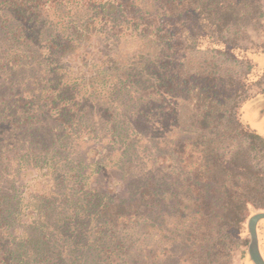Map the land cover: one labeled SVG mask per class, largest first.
<instances>
[{"label": "trees", "instance_id": "trees-1", "mask_svg": "<svg viewBox=\"0 0 264 264\" xmlns=\"http://www.w3.org/2000/svg\"><path fill=\"white\" fill-rule=\"evenodd\" d=\"M254 6L258 11L256 18L261 22L264 18V0H207L205 3L202 0H0V45L3 46V51L0 52V73L4 72L0 74V90L7 88L18 73L33 74L34 84L43 85L46 80L44 84L50 90H43L56 102L59 94L55 92V88L59 85V80L56 75L52 76L58 67L56 54L68 48L74 49L88 33L99 32L110 40L111 46L135 40L156 49L154 57H147L148 62L140 70L115 76L113 80H116L110 83V90L115 92L116 97L128 102L126 113L121 114L126 121L119 119L120 112L115 110L110 120H107L108 123L98 128L95 124L93 129L96 139L111 136L115 142L124 145V150L117 156L115 163L123 166L136 153L137 144L126 138L129 135L141 137L146 128L143 120L150 114L158 117V113L153 114L151 111L163 106L159 104L160 100L163 101L159 96L168 90L170 80L185 85L191 82L196 89L200 87L197 80L203 73L183 71V51L199 50L207 41L211 45L220 46V50H224L221 47L233 50L235 47L232 43L228 45L230 43L226 40V34L231 25L247 19L249 13H252L249 8ZM69 30H73V33H68ZM64 40L67 41L66 44ZM261 52L264 53V46ZM174 53L178 55L175 59L177 68L171 73L170 58ZM108 58L113 57L109 55ZM105 61L99 66L95 78L105 75ZM208 80L211 82L205 85V89L209 87L208 91L214 94L217 84L212 79ZM24 82L25 80L19 81V85L13 87L19 90V97L11 98L10 95L0 94V153L11 143L4 134V127L19 119L15 105L30 107L38 96L35 94L37 89H30ZM99 82L105 87L104 78L99 79ZM140 86H145L143 94L150 86L153 90L149 91L148 96L135 98L133 102L130 91ZM246 96L249 99L251 95ZM165 99L166 97L164 101ZM143 102L145 106L138 111L145 113L130 111V106L137 105L138 108ZM245 102L243 100L242 103ZM80 107L82 108L81 104ZM81 108L76 110L80 111ZM93 112L94 114L88 111L87 119L82 113H76L75 118L71 116L70 125L66 126L70 130L60 138L56 134L60 130L58 126L50 127L48 121L42 122L37 115L27 114L23 108L22 113L27 114L30 120L25 132L30 131L33 141L19 145L23 154L18 155L17 161L21 159L18 164L27 163L38 173L47 170L53 180L60 178L61 165L64 170L61 174L69 177L73 187L81 188V198L76 200L68 193L61 197L54 191L48 195L31 193L28 206L33 208L35 218L24 224L19 231L16 217L18 211L11 210L9 204L0 199V264H76L78 261L79 264H132V254L136 255V261L144 262V251L134 250L132 246L138 244L144 248L152 241L154 234L151 226L155 223L161 224L162 230H167L171 225L174 227L173 232H177L180 226H185L188 218L195 216L196 220L187 226L188 234L193 233L196 237L201 234L202 223L205 222L202 210L205 207L196 203L189 209V204L181 200L182 194L180 196V192L175 191L172 176L167 173L160 175L164 169L146 165L140 174L137 172L140 176L137 181L127 183L131 187L128 195L120 197L115 191L91 185L92 173L103 172L106 161L90 163L86 154L73 159L62 147L68 146V141L64 139H69L74 126L77 128L85 123L94 125L96 110ZM78 114L82 115L76 119ZM139 119L142 120L138 122ZM83 131L81 129L80 134ZM18 133L22 135L20 130ZM105 133L108 135H103ZM250 134L264 142V136L256 131H251ZM149 142L152 143L151 140ZM32 144L35 152L25 153L24 147ZM136 157L137 155L134 156ZM3 158L0 154V159ZM170 158L177 165L181 163L176 155L171 154ZM1 195L7 199V195ZM248 204L241 199L235 201L230 195L220 206L226 218L221 226L226 224V227H218L217 232L243 226L248 217ZM206 208H209V212L216 210L212 203H208ZM214 229L213 226L209 227L211 232ZM180 234L179 231L178 235ZM163 243L166 248L169 247L168 241ZM90 247L94 257L81 263V255L74 253L77 249L82 251L87 248L86 253L82 252L87 254ZM65 253L68 254L66 259L63 255ZM72 254L76 255V259L71 257ZM164 254H167V249ZM180 254L182 253L178 248L172 252V256L178 257ZM183 261L181 257L177 264H182Z\"/></svg>", "mask_w": 264, "mask_h": 264}, {"label": "rangeland", "instance_id": "rangeland-1", "mask_svg": "<svg viewBox=\"0 0 264 264\" xmlns=\"http://www.w3.org/2000/svg\"><path fill=\"white\" fill-rule=\"evenodd\" d=\"M205 2L207 0H202V3ZM249 10L252 11L249 17L231 25L230 31L226 34V40L230 43L228 45L233 44L235 48L221 49L228 51L229 54L220 50V46L211 45L209 41L199 50L183 51V71L192 73L195 70L203 73L197 80L200 87L196 89L191 82L185 85L170 80L168 90L159 96V99L163 98V101H159L163 106L151 111L153 114L158 113V117L150 114L143 120L146 128L141 137L129 135L126 138L130 142H137L136 146L134 145L136 150L134 156L137 157L127 159L123 166L115 163L117 156L123 152L124 145L115 142L111 136L96 139L93 129L95 124L98 128L108 123L107 120H110L115 110L120 112L119 119L126 121L121 114L126 113L128 102L116 97L115 92L110 90V83L116 80H113L115 76L130 74L136 71L135 69L140 70L149 58L154 57L156 49L135 40L111 46L110 40L99 32L88 33L74 49L68 48L56 54L58 67L52 75H56L59 80V85L55 88V92L59 94L56 102L43 90V88L50 90L44 84L46 80L43 81V85L34 84L33 74L18 73L7 88L0 90L1 95L19 97V90L13 87L19 85V81L25 80L24 84L38 91L35 92L38 96L30 105L32 108L23 104L15 105L19 119L11 121L4 127V134L11 143L0 153L4 156L0 159V199L6 201L11 210L18 211L16 214L18 231L35 218L33 208L28 206L31 193L48 195L54 191L61 197L68 193L76 200L81 198V188L73 187L69 177L61 174L64 172L61 165L60 178L53 180L47 170L38 173L27 163L18 164L21 159L17 161V157L23 154L18 148L19 145L33 141L30 131L25 132L30 124L27 114L37 115L42 122L48 121L50 127L58 126L60 130L56 134L61 138L70 130L66 126L70 125L71 116L75 118L76 113H82L87 119L88 111L94 114L93 110H96L94 125L85 123L77 128L74 126L69 139H64L68 141V146L62 147L73 159L80 154H86L90 163L106 161L103 172L92 173L90 179L92 186L115 191L119 197L128 195L131 187L129 184L127 186V183L137 181L140 177L139 172L146 165H151L154 169H164L161 176L164 173L172 176L175 191L180 192V196L182 194L181 200L189 204V209L196 203L205 207L202 210L205 222L202 223L199 237L193 233L188 234L187 226L196 220L195 216L188 218L185 226H180L177 232H173L174 227L171 225L167 230H162L161 224L155 223L151 226L154 236L153 240L148 242L151 243L150 246H147L148 244L144 248L138 244L132 246L134 250L144 251L146 257L144 262L136 261V255L132 254L130 257V259L134 257L132 264H164L163 262L177 264L181 257L184 259L182 264H255L248 251L251 241L248 223L255 213L264 211V142L252 137L250 133L256 131L264 136V53L261 52L264 46V18L258 22L256 6ZM68 33L72 34L73 30H69ZM64 43L67 41L64 40ZM2 51L3 46L0 45V52ZM109 55L113 58H108ZM177 57L178 55L174 53L170 58L171 73L177 68L175 60ZM104 61L105 75H100L99 79H105V87L95 78L99 66ZM208 79L214 80L212 82L217 84L214 94L208 91L209 87L205 89V85L211 82ZM144 89L145 86L131 89L133 102L135 98L148 96L149 91L153 90L150 86L143 94ZM248 94L251 95L249 99L246 96ZM243 100L246 102L242 103ZM144 104L145 102L138 108L137 105L130 106V111L145 113L138 111L145 106ZM148 107L150 109V106ZM23 108L26 109V115L22 113ZM77 108L81 110L78 111ZM39 110L47 115L40 114ZM82 114H78L76 119ZM18 129L22 135H19ZM81 129L84 130L82 134ZM24 150L25 153L35 152L33 144L27 145ZM171 154L181 159V163L177 165L175 160L170 158ZM1 194L7 195V199L5 200ZM230 195L235 201L241 199L249 203L248 217L245 224L239 228L217 232L218 227L223 229L226 227V224L221 226L226 218L220 206ZM208 203L216 207L214 212H209V208H206ZM210 226L215 227L214 232L209 230ZM258 238L264 258V219L258 223ZM175 239L177 240L174 242ZM163 241H168V248ZM177 248L182 254L178 257L172 256V252ZM84 251L86 253L88 249L82 251L77 249L74 253L81 255V263L94 257L91 247L87 254H83ZM63 255L65 259L68 257L66 253ZM71 257L75 258L76 255L72 254ZM76 264H79V261Z\"/></svg>", "mask_w": 264, "mask_h": 264}, {"label": "water", "instance_id": "water-1", "mask_svg": "<svg viewBox=\"0 0 264 264\" xmlns=\"http://www.w3.org/2000/svg\"><path fill=\"white\" fill-rule=\"evenodd\" d=\"M264 219V211L255 213L248 223L251 241L248 247L249 255L255 264H264V258L261 254L258 238V223Z\"/></svg>", "mask_w": 264, "mask_h": 264}]
</instances>
